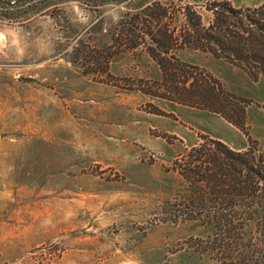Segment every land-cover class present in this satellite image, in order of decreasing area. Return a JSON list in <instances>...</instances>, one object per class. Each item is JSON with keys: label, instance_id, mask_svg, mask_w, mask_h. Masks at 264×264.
Segmentation results:
<instances>
[{"label": "rangeland", "instance_id": "374dc122", "mask_svg": "<svg viewBox=\"0 0 264 264\" xmlns=\"http://www.w3.org/2000/svg\"><path fill=\"white\" fill-rule=\"evenodd\" d=\"M151 1L0 0V264H264V200L247 209L237 199L220 225L200 209L229 208L202 205L183 175L205 138L241 151L250 137L263 151L264 80L171 48L189 76L177 85L198 76L231 97L203 89L182 103L165 92L150 39L131 49L113 39Z\"/></svg>", "mask_w": 264, "mask_h": 264}, {"label": "trees", "instance_id": "16d2710c", "mask_svg": "<svg viewBox=\"0 0 264 264\" xmlns=\"http://www.w3.org/2000/svg\"><path fill=\"white\" fill-rule=\"evenodd\" d=\"M176 2L182 3L177 12L171 8L170 0H152L140 11L143 18L135 14L130 16L129 23L133 28H120L113 37L121 47L130 49L146 37L150 39L146 51L159 64L163 79L170 82L165 85V92L173 94L182 103L187 101L186 98L189 100V97L203 96V89L210 91L211 99L215 101L223 96L227 104L231 97L220 87H213L198 76L193 84L177 85L176 77L183 76V81H186L189 76L185 71L175 70L171 60L166 57L171 48L208 52L242 66L252 79L257 80L261 75L264 80V1L253 8H237L229 0ZM197 6H203L210 12L206 23ZM137 27L138 31L135 30ZM196 84L198 87H195ZM215 103L212 102L208 110L220 113L227 122L244 133L243 120L230 117L223 106H216ZM262 107L264 109V104ZM238 113L243 117V110ZM246 140L248 147L239 151L229 148L220 140L205 138L203 143L192 148V154L186 162L187 168L183 175L188 181L200 186L203 193L200 195L198 192V195L202 205L215 202L229 208H215L211 210L213 215L205 208L200 209L207 213L206 219L215 220L220 225L231 223L234 216L232 209L237 199H244L246 204L241 207L246 206L247 209H258L263 205L264 149L256 153L253 140L250 137ZM207 198L209 200L206 202ZM191 204L197 203L191 201Z\"/></svg>", "mask_w": 264, "mask_h": 264}]
</instances>
